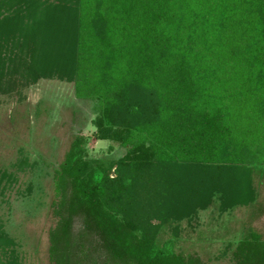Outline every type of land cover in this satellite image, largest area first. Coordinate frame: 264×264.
I'll return each instance as SVG.
<instances>
[{
  "label": "trees",
  "instance_id": "1",
  "mask_svg": "<svg viewBox=\"0 0 264 264\" xmlns=\"http://www.w3.org/2000/svg\"><path fill=\"white\" fill-rule=\"evenodd\" d=\"M16 3L0 0V68L33 81L75 77L77 97L99 103L96 140L126 149L116 162L89 160L81 129L73 136L54 175L60 201L50 259L99 264L91 253H102L100 264H202L175 252L173 240L161 241L152 221L181 213L167 182L176 164H235V203L247 207L252 199L243 182L250 170L242 167L264 166L262 0ZM10 86L0 77L2 91ZM210 195L200 190L195 205ZM75 217L82 234L71 231ZM234 257L235 264H264V241L252 226Z\"/></svg>",
  "mask_w": 264,
  "mask_h": 264
},
{
  "label": "rangeland",
  "instance_id": "2",
  "mask_svg": "<svg viewBox=\"0 0 264 264\" xmlns=\"http://www.w3.org/2000/svg\"><path fill=\"white\" fill-rule=\"evenodd\" d=\"M6 1L12 8L18 7L16 0ZM258 58L264 62V55ZM58 67L54 63L52 69ZM53 74L33 81L24 79L25 73L7 70V65L0 68L1 79L11 82L9 91L0 89V264H54L49 237L59 220L53 211L60 201L54 175L80 129L87 139L89 160L116 162L126 153L116 143L96 140L93 121L99 103L77 97L75 77L60 79ZM149 95L146 92L144 97ZM235 154L233 150L229 158ZM212 168L169 167V194L175 197L181 213L168 222L152 224L160 225L161 241L173 240L175 252L198 257L202 264H235L234 253L249 226L264 241V166L242 167L250 170V175L242 171L243 182L252 192L247 207L235 203L230 192L231 182L235 184L237 178L235 164ZM184 170L188 174H183ZM200 190L211 194L203 206L195 205ZM253 205L257 209L254 213ZM260 207L263 210L259 213ZM81 222L79 217L73 219L74 235L82 234ZM94 240L89 237L87 242L95 245ZM91 255L97 263L103 261L102 253Z\"/></svg>",
  "mask_w": 264,
  "mask_h": 264
}]
</instances>
